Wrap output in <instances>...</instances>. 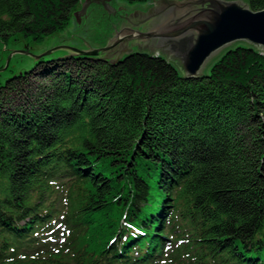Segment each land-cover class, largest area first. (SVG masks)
<instances>
[{
	"label": "trees",
	"instance_id": "trees-1",
	"mask_svg": "<svg viewBox=\"0 0 264 264\" xmlns=\"http://www.w3.org/2000/svg\"><path fill=\"white\" fill-rule=\"evenodd\" d=\"M79 1L0 0V40L38 42ZM69 59L92 68L39 58V82L0 84V264H264V54L241 43L201 83L146 52ZM53 211L67 245L38 235Z\"/></svg>",
	"mask_w": 264,
	"mask_h": 264
},
{
	"label": "water",
	"instance_id": "water-1",
	"mask_svg": "<svg viewBox=\"0 0 264 264\" xmlns=\"http://www.w3.org/2000/svg\"><path fill=\"white\" fill-rule=\"evenodd\" d=\"M84 1L82 10L90 4L103 7L104 3V0ZM152 3L142 14L119 18L120 31L112 29L114 40H108V45L75 53L98 57L116 69L121 55L136 48L175 63L183 81L197 83H201L203 69L213 63V57L241 43L264 54V9L253 12L239 0H153ZM106 47L108 57L96 56ZM50 52L32 57L38 60Z\"/></svg>",
	"mask_w": 264,
	"mask_h": 264
},
{
	"label": "rangeland",
	"instance_id": "rangeland-1",
	"mask_svg": "<svg viewBox=\"0 0 264 264\" xmlns=\"http://www.w3.org/2000/svg\"><path fill=\"white\" fill-rule=\"evenodd\" d=\"M103 2V7L90 4L82 10L85 1L80 0L70 14L67 25L54 34L42 37L38 42H33L29 37L21 38L17 36L0 40V84L15 74L24 73H29L32 76L31 80H34V82H39L41 79L36 78L40 73L39 66L36 64L38 61L33 59L32 56L47 50L51 52L41 56L43 60L64 59L67 61L65 65H71L69 69L73 72L84 71L81 74L90 72L92 67L80 62H76L78 64L69 63V57L80 56L75 53L77 50H88L108 45V40H114L112 29L120 30V16H129L131 13L142 14L153 5L152 1H147L148 3H127L123 0H104ZM132 51L137 50L134 48ZM145 52L147 53V51ZM96 56L108 57V47ZM219 56L220 54L213 57V62ZM93 59L97 60L98 57ZM172 65L179 72L176 64L172 63ZM210 65L204 67L203 73L208 71ZM167 229L166 224L164 232H167Z\"/></svg>",
	"mask_w": 264,
	"mask_h": 264
},
{
	"label": "bare ground",
	"instance_id": "bare-ground-1",
	"mask_svg": "<svg viewBox=\"0 0 264 264\" xmlns=\"http://www.w3.org/2000/svg\"><path fill=\"white\" fill-rule=\"evenodd\" d=\"M114 30H115V29H114ZM117 31H118V30H117ZM119 31H120V30H119ZM130 51H131V50H130ZM130 51H128V52L124 53L123 55H121L120 58H122L124 55H128V54H130ZM67 54H68V52H67ZM83 56H87V55H83ZM40 58H41V57H40ZM102 61H105V60H102ZM107 62H108V61H107ZM75 126H76V125H75ZM68 128H69V127H68ZM67 130H68V129H67ZM73 130H74V129H73ZM70 131H72V130L70 129ZM65 133H66V132H65ZM63 134H64V133H63ZM68 134H69V133H68ZM61 135H62V134H61ZM63 136H64V135H63ZM63 136H62V138H63ZM66 136H67V134H66ZM67 138H68V137H67ZM58 141H59V140H58ZM63 141H64V140H63ZM63 141H62V142H63ZM65 141L67 142V140H65ZM65 141H64V142H65ZM64 142H63V143H64ZM66 142H65V143H66ZM55 143H56V142H55ZM55 143H54V144H55ZM58 143H59V142H58ZM63 145H64V144H63ZM63 145H62V146H63ZM51 146H52V145H51ZM52 147H53V146H52ZM60 147H61V146H60ZM53 148H54V147H53ZM57 148H58V147H57ZM57 148H56V149H57ZM63 148H64V147H63ZM58 150H59V149H58ZM65 150H66V149H65ZM59 151H60V150H59ZM61 152H62V151H61ZM67 153H68V152H67ZM64 155H65V154H64ZM66 158H67V157H66ZM68 158H69V157H68ZM71 158H72V157H71ZM71 158H70V159H71ZM181 159H182V158H181ZM67 160H68V159H67ZM70 161H71V160H70ZM75 161H76V160H75ZM193 162H194V161H193ZM69 163H71V162H69ZM69 163H68V164H69ZM185 163H186V162H185ZM75 164H76V163H75ZM194 168H195V167H194ZM176 176H177V175H176ZM172 181H173V180H172ZM176 181H177V180H176ZM170 185H171V184H170ZM168 187H169V186H168ZM171 188H172V187H171ZM193 189H194V188H193ZM192 192H193V191H192ZM196 194H197V193H196ZM194 195H195V194H194ZM197 195H198V194H197ZM3 201H4V200H3ZM4 202H5V201H4ZM12 202H13V200H12ZM4 204H5V203H4ZM4 206H5V205H4ZM6 206H7V205H6ZM6 206H5V207H6ZM5 207H4V209H5ZM7 207H8V206H7ZM13 208H14V207H13ZM16 209H17V207H16ZM18 209H19V208H18ZM11 210H12V209H11ZM14 210H15V209H14ZM19 210H20V209H19ZM9 212H10V208H9ZM15 212H16V211H15ZM15 212H14V213H15ZM18 213H19V212H18ZM12 214H13V213H12ZM15 215H16V214H15ZM20 215H21V214H20ZM9 216H11V215H9ZM12 216L14 217V215H12ZM25 219H26V218H25ZM21 221H22V220H21ZM10 223H11V222H10ZM16 224H17V223H16ZM20 224H21V223H20ZM13 228H14V227H13ZM26 228H27V226H26ZM26 228H25V229H26Z\"/></svg>",
	"mask_w": 264,
	"mask_h": 264
},
{
	"label": "flooded vegetation",
	"instance_id": "flooded-vegetation-1",
	"mask_svg": "<svg viewBox=\"0 0 264 264\" xmlns=\"http://www.w3.org/2000/svg\"><path fill=\"white\" fill-rule=\"evenodd\" d=\"M126 16H128V15H126ZM122 17H124V19H125V16H120L119 18H122Z\"/></svg>",
	"mask_w": 264,
	"mask_h": 264
}]
</instances>
